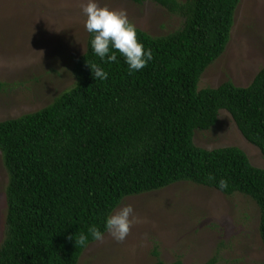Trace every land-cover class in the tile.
<instances>
[{
  "label": "trees",
  "instance_id": "1",
  "mask_svg": "<svg viewBox=\"0 0 264 264\" xmlns=\"http://www.w3.org/2000/svg\"><path fill=\"white\" fill-rule=\"evenodd\" d=\"M151 1L184 21L157 36L136 26L153 53L146 68L130 73L119 53L118 62L104 63L93 53L90 34L72 66L71 89L37 111L0 121L9 173L0 264H78L95 242L90 229L106 234L107 216L126 197L180 181L219 190L226 179L229 187L221 192L251 197L260 208L264 244V167L238 146L195 143L197 131L213 128L224 109L264 154V66L248 86L229 79L199 88L230 41L241 0ZM89 65L101 66L109 78L95 80ZM81 234L89 236L87 246L76 244ZM154 255V264H186L163 261L157 248ZM218 262L215 256L199 264Z\"/></svg>",
  "mask_w": 264,
  "mask_h": 264
},
{
  "label": "rangeland",
  "instance_id": "2",
  "mask_svg": "<svg viewBox=\"0 0 264 264\" xmlns=\"http://www.w3.org/2000/svg\"><path fill=\"white\" fill-rule=\"evenodd\" d=\"M103 7L125 9L129 19L152 35L183 24V17L154 1L97 0ZM87 0H0V121L37 111L75 85L72 66L87 49L89 33L82 6ZM264 66V0H241L224 53L203 73L199 88L226 80L248 86ZM195 143L213 149L238 146L251 162L264 167V154L222 110L216 125L198 130ZM9 173L0 150V248L8 233ZM132 205L130 234L117 242L108 233L87 246L78 264H154L157 248L167 263L264 264L260 208L242 193L223 192L180 181L128 196L116 208ZM113 212V213H114ZM112 213V214H113Z\"/></svg>",
  "mask_w": 264,
  "mask_h": 264
},
{
  "label": "clouds",
  "instance_id": "3",
  "mask_svg": "<svg viewBox=\"0 0 264 264\" xmlns=\"http://www.w3.org/2000/svg\"><path fill=\"white\" fill-rule=\"evenodd\" d=\"M82 13L86 16L85 29L91 34L90 41L93 53L104 63L118 62L117 54L124 58L129 72H139L146 68L153 60L150 48L138 38L136 25L129 19L125 9L114 10L101 6L97 0H87L82 6ZM95 80H107L108 73L99 65H89ZM211 178V177H210ZM220 191L228 189L226 179H221L217 185ZM135 209L132 205H124L118 211L107 216L104 229L117 242L124 241L137 221ZM91 239L102 241L105 232L99 228L90 229ZM89 236L81 234L76 240L81 246H87Z\"/></svg>",
  "mask_w": 264,
  "mask_h": 264
}]
</instances>
